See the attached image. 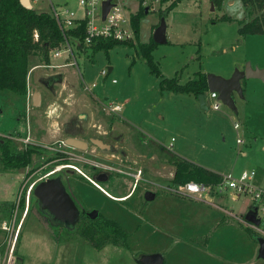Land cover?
Wrapping results in <instances>:
<instances>
[{"label":"rangeland","instance_id":"rangeland-1","mask_svg":"<svg viewBox=\"0 0 264 264\" xmlns=\"http://www.w3.org/2000/svg\"><path fill=\"white\" fill-rule=\"evenodd\" d=\"M171 2L162 3L160 10L143 11L139 19L141 43L150 41L160 19H165L168 42L152 51L165 77L177 75L184 83L198 71L225 77L247 63L264 68V34H238L237 21L245 14L242 0L239 4L222 0V5H213L212 0H178L166 13ZM50 3L77 8V0H38L33 7L49 11ZM222 16L233 20H220ZM80 49L72 48L73 60L66 53L58 57L49 53L50 64L74 61L70 65L30 67L26 82L31 94L40 93L37 108L31 106V96L26 102L10 90L0 91V137L13 136L10 139L18 149L24 148L27 137L43 146L42 158L32 154L24 168L11 171L0 163V264H9L10 259L13 264H140L138 258L152 252L163 253L166 264H264L247 224L232 216L229 222L217 223L219 218L213 219L220 213H212L204 203H199L201 211H207L191 224L176 215L156 218V213L167 214L175 206L174 198L163 196L174 193L171 188L177 184L172 181L175 166L162 150L171 137L174 152L179 153L178 146L186 147L191 160L202 159L235 178L243 170H253V183L264 185V79H242L243 97L232 94L234 109L208 94L205 109L194 105L192 94L161 89L159 77L150 72L133 45L116 44L107 52ZM109 67L112 70L103 77L101 70ZM214 102L219 103L218 110L209 107ZM112 105L120 110L111 111ZM64 130L82 140L101 139L110 148L88 144L83 150L69 149L73 155L59 159L67 155L61 142L68 136ZM61 166L73 168V175L60 173L77 206L96 209L118 222L127 233V247L110 237L95 250L80 235V223L70 236L73 240L56 242L40 224L29 210L34 199L31 185ZM97 170L110 174L105 182L94 181L110 194L131 193L122 200L111 198L84 177L92 179ZM147 190L157 193L151 201L144 199ZM222 202L237 216L253 207L248 195L235 200L225 197ZM248 227L264 237V218L259 227Z\"/></svg>","mask_w":264,"mask_h":264},{"label":"trees","instance_id":"trees-1","mask_svg":"<svg viewBox=\"0 0 264 264\" xmlns=\"http://www.w3.org/2000/svg\"><path fill=\"white\" fill-rule=\"evenodd\" d=\"M177 1H172L165 12L168 13ZM212 1L214 5H220L222 2V0ZM242 3L245 14L237 21L238 34L240 36L264 34V0H242ZM142 12L140 10L132 16V24L136 32L135 42L99 39L90 45L91 51L104 50L107 52L116 44L133 45L150 72L159 77L161 89L190 93L196 98L205 94L208 90L207 73L205 72H196L184 83L179 82L177 75L170 78L163 75L158 62L152 56L157 43L153 39L148 42H139V19ZM219 19L233 20L229 16H222ZM211 22L215 23L216 20L212 19ZM64 36L71 43L81 39L82 25L65 30ZM63 40L62 32L49 11H38L33 6L26 8L19 0H0V91L6 89L24 97L30 67L37 64H48L50 50L57 47ZM150 141L158 145L153 140ZM162 150L175 166L172 180L174 183L193 180L209 185L222 181V174L177 156L163 147ZM32 153L33 150L30 148L15 150L12 144L0 137V163L4 169L13 171L24 168L30 162ZM29 210L33 211L38 221L57 240V231L52 227L53 222L49 220L47 214L41 211L36 203H33ZM247 229L256 240L258 234L249 227ZM79 233L95 250H99L110 237L117 241L120 240L122 246H128L125 229L110 218H96L88 228L81 229Z\"/></svg>","mask_w":264,"mask_h":264},{"label":"built area","instance_id":"built-area-1","mask_svg":"<svg viewBox=\"0 0 264 264\" xmlns=\"http://www.w3.org/2000/svg\"><path fill=\"white\" fill-rule=\"evenodd\" d=\"M105 1H109L110 5L103 16V3ZM166 1L171 2L172 0H77V8L75 9L66 6H55L50 3L49 12L62 32L64 40L57 47L51 49L49 53H52L53 57H58L60 54L66 53V55L73 60L72 48H76L77 50H81L80 48L83 50L90 49V45L99 39L135 42L136 32L132 24V16L137 14L140 10L145 11L146 9L147 12L160 10V5ZM132 2L135 3V10L132 9ZM80 24L82 25L81 39L71 43L70 40L64 36V32ZM73 62L74 61L62 64L49 63L45 66L48 68H59L61 66L70 65ZM108 72L109 70L102 69L100 74L105 77ZM112 81L115 82V79H112ZM91 86H93V84H91ZM207 94L218 101V93L209 92L207 90L206 95ZM30 96L31 92L26 82V93L24 95L26 102L30 100ZM209 107L218 110L219 103L214 102ZM110 110L117 111L119 110V106L112 105L110 106ZM238 126V123H234V128H238ZM236 142L242 143V140L237 138ZM171 147V143L165 146L168 150H171ZM139 174L140 172L135 176H139ZM255 175L256 173L253 170H243L236 178L233 177L231 173L222 174L221 182L209 185L190 180L174 185L171 191L179 195L198 196L203 199H205L206 195L210 192L220 193L224 190L229 191L235 196L248 195L250 196L254 208L257 210V216L262 221L264 218V186H257L253 183ZM103 192L106 193L105 191Z\"/></svg>","mask_w":264,"mask_h":264},{"label":"water","instance_id":"water-1","mask_svg":"<svg viewBox=\"0 0 264 264\" xmlns=\"http://www.w3.org/2000/svg\"><path fill=\"white\" fill-rule=\"evenodd\" d=\"M19 2L26 8H31L29 0H19ZM109 1L103 3V16L109 8ZM147 10L145 9V13ZM152 39L157 44H164L167 42L166 38V24L165 19L162 17L160 23L153 31ZM111 71V68H108ZM249 78H260L264 79V68L252 67L250 63H247L242 70L236 69L231 76L222 77L219 75L207 74V85L209 92H216L217 100L222 101L229 108L234 109V101L232 94L237 92L240 97H243V90L241 87V80ZM206 94H201L198 96L199 104L201 108L206 109L205 104ZM40 105V93L37 91L31 94V106L38 107ZM90 142L95 146L102 149H109V144L104 143L101 139L91 138ZM62 143L68 147L83 150L87 147V142L75 137H65ZM107 179V175L102 178H93L91 181L103 182ZM32 195L36 199L38 208L44 213H48L50 221L61 220L65 221L69 226H72L75 222L76 208L64 191V189L52 179H44L38 182L32 188ZM155 193L147 190L144 193V199L146 201H151L155 198ZM45 210V211H44ZM95 214V210H92ZM245 220L254 226H260L261 220L257 216L256 208H253L246 212L244 216ZM257 242L259 244L257 256L264 259V237L258 236ZM140 264H162L163 255L160 253L144 254L138 258Z\"/></svg>","mask_w":264,"mask_h":264},{"label":"crops","instance_id":"crops-1","mask_svg":"<svg viewBox=\"0 0 264 264\" xmlns=\"http://www.w3.org/2000/svg\"><path fill=\"white\" fill-rule=\"evenodd\" d=\"M29 2L31 4V6H33V4H36L38 2V0H29ZM222 3H224V0H223ZM229 3H231V1ZM213 5H214V3H213ZM38 11H40V10H38ZM166 38H167V35H166ZM110 68L112 70V67H110ZM225 77H229V75H225ZM187 94H190V93H187ZM191 101H193V103H194L195 106L199 104L198 103L199 100H197L195 97L194 98H191ZM119 110H120V107H119ZM142 133L147 136L146 133H144V132H142ZM172 138H173V140H172ZM151 139L153 141H155L157 144L162 145L160 141H157L154 138H151ZM172 141H174V137H171V140H170L169 144L170 143L172 144ZM169 144H167V145H169ZM167 145H165V146H167ZM162 146L165 147L164 145H162ZM172 146H173V144H172ZM178 148H179V153L178 152H174L173 150H171V152H173L177 156H180V157H182L184 159H187V160H189L191 162H194L196 164H199V165H201L203 167H206V168H208V169H210V170H212L214 172H217L219 174H227L229 172V171H226L225 169H222L221 171H218L214 166L207 165L208 163L201 162L200 160H202V159H199V158H196V157H195L194 160H191L189 158V157H191V155H189L190 153H187V148L186 147L178 146ZM240 152H241L242 155H245L246 154V151L245 150H240ZM186 154H188L189 156H186ZM257 186H262V185L259 184ZM103 191H105L111 198L113 197V198L120 199V200L126 198L131 193V192H129V193H126L123 196L116 197V196L110 194L105 189ZM223 193H225V196H222ZM155 194H156L155 195V197H156L157 196V193H155ZM164 194H163V196H169V197L174 198L175 206L172 207V208L170 207V209H168V211H167V214H162L160 212L159 213H156V218L157 219H161L160 217H163V216L176 215L178 217L183 218L184 219L183 220L184 222L186 221V219H188V222L191 224L193 220H196L195 217H197V215L199 213H202V212H206L207 211V210L201 211L202 205L199 204V203H204V204H206V205H208L210 207L209 209H210V211L212 213H213V211L220 213V215H218V217L216 219H213V220H217L219 218V220L216 221L217 223L218 222H222V224H223L225 222H229L228 218H229V216H232L239 223H241L243 225L244 224H247V225H244L246 228L248 226H252L251 223L247 222L245 220V218H244V216H245L246 213L243 216H237V214H233L232 211H230V209L226 205H224L225 203H223L222 201H223V199H225V197H230L231 200H235V199H238V197L240 196V195L239 196H235L234 194H231L227 190H224V191H222L220 193H218V192H210V193H208L206 195V198L205 199H203L202 197H198V196H191V195H189V196H183V195H179V194H176V193H164ZM253 208H254V206L251 209H253ZM251 209H249V210H251ZM143 218H144L143 220H145V222L147 221V222L150 223V220H149V218L147 216H143ZM183 239L186 240V241L189 240V238H186V237H184ZM255 251H256V249H255V247H253L252 257L255 255ZM152 253H160V254L163 255V253H161V252H152ZM152 253H149V254H152ZM146 254H148V253H146ZM166 259H165V256L163 255V263H166L167 262Z\"/></svg>","mask_w":264,"mask_h":264},{"label":"flooded vegetation","instance_id":"flooded-vegetation-1","mask_svg":"<svg viewBox=\"0 0 264 264\" xmlns=\"http://www.w3.org/2000/svg\"><path fill=\"white\" fill-rule=\"evenodd\" d=\"M33 108H37V107H33ZM64 132L70 136V137H75L77 138L74 134V132L72 131H69V130H64ZM66 136V137H68ZM13 136H6V140L13 145L14 149L15 150H21V149H18L17 146H15V144L12 142V140L10 138H12ZM64 139V138H63ZM80 139V138H78ZM90 139L91 137H88L86 138V140H83V141H86L87 142V145L88 144H92L90 142ZM82 140V139H81ZM62 142V141H61ZM30 145H28V144ZM94 145V144H93ZM43 146H41V144L39 143H32L29 141V137L26 138L25 140V144H24V148H30L33 150V155L38 157V159L40 160L43 156L42 152H43ZM63 147H65L66 149L64 150V154H67V155H64L65 157H59V159H63V158H70L69 155H73V153L69 150V149H73L71 147H68V146H65L63 144ZM110 148V147H109ZM31 154V155H32ZM60 155V154H59ZM27 166V165H26ZM31 169V168H30ZM29 169V170H30ZM27 170V171H29ZM26 171V172H27ZM60 171L66 173V175H73L74 171H73V168L71 166H61V167H58V168H55L54 170L50 171V172H47L45 175H40L38 177L37 180H35L32 185H31V193H32V188L34 185H36L38 182L44 180V179H52L54 181H57V183L64 189V191L68 194V196L70 197V199L72 200L75 208H76V216H75V222L72 226H69L65 221H61V220H52L53 223H52V227L57 231V240L56 242H59L60 240H73L70 238V236H72L73 232H75V229H76V225L78 223H80L82 226L80 228L81 229H84V228H88L90 226V223L92 221H94L96 218H101V217H105V216H102L101 213L99 211H97L96 209H90V208H79L76 204V201L74 200L72 194L70 193L69 191V188L63 183V180H62V177H61V173ZM33 173H36L34 171H30V174H33ZM107 175V179L104 180L103 182L107 181L109 178H110V174L105 172V171H102V170H97L96 172L94 171L91 176H92V179L93 178H102L103 176ZM85 178H87L88 180H92V179H89L88 177L84 176ZM92 182V181H91ZM136 185V184H135ZM136 187V186H135ZM71 188V187H70ZM103 189V187H102ZM104 190V189H103ZM33 203H36V199L34 198L33 199ZM37 204V203H36ZM92 210H95V214L92 212ZM45 211V210H44ZM47 214V217L50 219L48 213ZM111 219V218H110ZM41 224V223H40ZM42 225V224H41ZM43 226V225H42ZM45 228V227H44ZM46 229V228H45ZM80 232V231H79ZM60 238H63V239H60ZM60 239V240H59ZM87 241V240H86ZM88 242V241H87ZM89 244V243H88ZM10 256V255H9ZM11 260V259H10ZM9 260V262H10ZM162 264H164L162 262Z\"/></svg>","mask_w":264,"mask_h":264},{"label":"bare ground","instance_id":"bare-ground-1","mask_svg":"<svg viewBox=\"0 0 264 264\" xmlns=\"http://www.w3.org/2000/svg\"><path fill=\"white\" fill-rule=\"evenodd\" d=\"M92 183H93L95 186H97V187H99L100 189H102V187H101L100 185L96 184V183L93 182V181H92ZM102 190H103V189H102ZM9 264H13L12 259L10 260Z\"/></svg>","mask_w":264,"mask_h":264},{"label":"clouds","instance_id":"clouds-1","mask_svg":"<svg viewBox=\"0 0 264 264\" xmlns=\"http://www.w3.org/2000/svg\"><path fill=\"white\" fill-rule=\"evenodd\" d=\"M237 3L239 4V0H237Z\"/></svg>","mask_w":264,"mask_h":264}]
</instances>
